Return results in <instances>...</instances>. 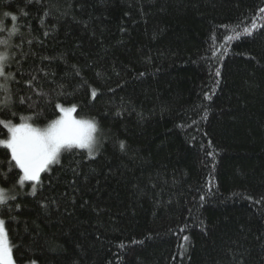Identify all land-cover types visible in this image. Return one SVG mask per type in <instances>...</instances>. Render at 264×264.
<instances>
[{
	"label": "trees",
	"instance_id": "16d2710c",
	"mask_svg": "<svg viewBox=\"0 0 264 264\" xmlns=\"http://www.w3.org/2000/svg\"><path fill=\"white\" fill-rule=\"evenodd\" d=\"M260 9L264 0H0V52L15 76L0 121L44 126L59 104L98 129L94 154L64 149L35 195L0 147L15 264H264Z\"/></svg>",
	"mask_w": 264,
	"mask_h": 264
},
{
	"label": "snow or ice",
	"instance_id": "6c2138e0",
	"mask_svg": "<svg viewBox=\"0 0 264 264\" xmlns=\"http://www.w3.org/2000/svg\"><path fill=\"white\" fill-rule=\"evenodd\" d=\"M264 13V9H260ZM27 15V13H24ZM10 13L5 12L4 16H9ZM13 20H16V16L12 15ZM256 24L253 23L251 29L245 27L243 34L250 35L252 29H255ZM3 30V29H0ZM17 32V28L13 27L9 30V36H12ZM241 32H235V36L232 38H239ZM47 35V33H45ZM0 45L8 46V40H0ZM215 53H213V56ZM9 60L7 51L0 52V77L3 78V82L0 83V92L4 95L0 97V111L8 108L12 102V97L8 87V80L15 79L14 74L6 73V62ZM219 70L216 71V76H219ZM26 81V83L32 87L33 81ZM93 96L96 95L93 91ZM205 99H210V96L206 93ZM24 102V98L21 97L20 103ZM56 107L60 110L62 115L52 120L46 127H34L33 124L27 122L28 117L21 116V122L18 124L9 121H0L7 128V139L0 140V145L4 146L10 151L11 160L15 161V166L18 167L22 173L19 176L18 183L23 184L25 181H31L33 183L32 194L35 195L36 184L41 179V173L45 171L49 165L59 162V156L62 149H71L73 146L80 149H87L89 155H93L96 151L98 141L93 135L98 131L97 125L90 120H76L72 118L71 113L75 111V106L65 109L61 105L57 104ZM13 116L15 113H12ZM125 144L120 142V148L124 149ZM214 153L208 152V156L212 157ZM6 180L7 174H4ZM9 199H15V197H9L8 191L0 187V205L6 204ZM204 197L201 196V200ZM259 203V201H257ZM6 221L0 219V264H14L13 259V246L10 243L8 232L5 228ZM183 231V229H181ZM188 237H184V241H188ZM123 247V245H121ZM181 247H184L181 245ZM183 254V253H181ZM32 264H35L33 261Z\"/></svg>",
	"mask_w": 264,
	"mask_h": 264
},
{
	"label": "rangeland",
	"instance_id": "374dc122",
	"mask_svg": "<svg viewBox=\"0 0 264 264\" xmlns=\"http://www.w3.org/2000/svg\"><path fill=\"white\" fill-rule=\"evenodd\" d=\"M0 79H2V77H0ZM63 108H65V109H68V108H72V107H63ZM62 115V113L60 112V115L57 117V118H59L60 116ZM71 116H72V118H74V119H76V120H87V119H82V118H77L76 116H75V114H74V111L71 113ZM56 118V119H57ZM28 123H30V124H32L30 121H27ZM48 124H46V125H44V126H36V125H33L34 127H40V128H44V127H46ZM95 137H96V139H97V133H94L93 134ZM7 139V138H6ZM0 140H3V139H0ZM0 147H4V146H2V145H0ZM73 147H75V146H73ZM64 149H62L61 150V152L63 151ZM10 152V151H9ZM52 165V164H51ZM50 166V165H49ZM21 175H22V173H21ZM15 264V263H14ZM26 264H32V262H29V263H26Z\"/></svg>",
	"mask_w": 264,
	"mask_h": 264
}]
</instances>
